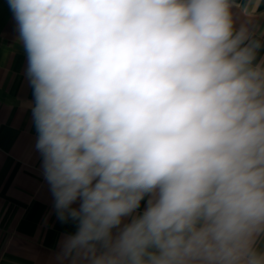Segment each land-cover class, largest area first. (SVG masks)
<instances>
[{
    "label": "clouds",
    "instance_id": "clouds-1",
    "mask_svg": "<svg viewBox=\"0 0 264 264\" xmlns=\"http://www.w3.org/2000/svg\"><path fill=\"white\" fill-rule=\"evenodd\" d=\"M9 5L64 257L264 264V59L232 0Z\"/></svg>",
    "mask_w": 264,
    "mask_h": 264
},
{
    "label": "crops",
    "instance_id": "crops-1",
    "mask_svg": "<svg viewBox=\"0 0 264 264\" xmlns=\"http://www.w3.org/2000/svg\"><path fill=\"white\" fill-rule=\"evenodd\" d=\"M232 4L234 28L246 27L261 43L259 62L264 59V0ZM27 68L15 13L9 0H0V264H72L64 257L62 244L77 231V223L57 218L43 175ZM147 201L148 196L136 214L146 209Z\"/></svg>",
    "mask_w": 264,
    "mask_h": 264
}]
</instances>
